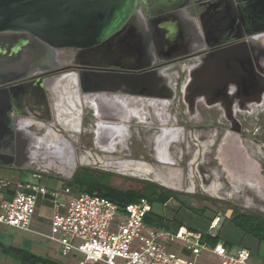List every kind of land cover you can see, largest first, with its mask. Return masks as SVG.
<instances>
[{
	"label": "flooded vegetation",
	"instance_id": "af4514ba",
	"mask_svg": "<svg viewBox=\"0 0 264 264\" xmlns=\"http://www.w3.org/2000/svg\"><path fill=\"white\" fill-rule=\"evenodd\" d=\"M240 35V34H239ZM225 46L232 47L236 51L230 66L235 67L226 73H234L236 77L230 79L223 75L221 69H216L213 73L202 70L197 66L200 57L195 56L192 59L185 60L182 57L173 59H147L132 60L131 62H111L118 66L167 68L164 77L169 76V88L173 92H165L160 88L156 93L172 96L169 100L147 98V97H127V101H134V120L128 126L131 129L132 141L134 140V163L144 164L151 170L159 174L166 182L173 187L166 186L162 182L155 181L153 176L145 178L134 176V182L140 186L142 182L153 183L162 190L173 193L186 201H192L198 198L196 195H190L184 187L187 183V166L194 164L195 159L190 161L192 155L191 142H199L196 136L198 130L202 131L207 126L216 130L218 146L215 159L219 165L218 148L221 140L229 133L240 137L244 146V141L251 140L258 143L259 149L263 154L264 160V89L256 78L251 76L247 69L246 56L242 50H249L250 60L258 76H264V46L259 39L241 38ZM38 57L35 62L36 68L50 69L43 73V79H51L62 75H71L79 77L81 74H118L124 72L117 68L89 67L84 65V58L74 49H51L38 48ZM153 61V62H152ZM135 72V71H134ZM23 72H16L1 77V80L11 79ZM236 73V74H235ZM40 73H36L35 77ZM28 78L23 83L33 85L38 83L40 78ZM72 78V77H71ZM230 80H232L230 82ZM16 82L7 83L4 87L9 88ZM195 86V94L192 96L188 89ZM123 96L116 93H96L90 98L86 97V102H94L97 110L89 107L85 109L80 134L74 130L63 132L57 129L67 141V154L60 149L57 154L61 163L67 165L69 173L74 178L80 171L105 172L114 175H123L119 169L107 168L106 164H122L133 159V152L122 156L108 157L98 154L95 162L91 157H87V151H93V136L105 128V125L119 124L112 123L110 120H123L126 115L120 111L121 100ZM36 92L32 91L29 98L25 100L21 107H17L20 116H15L16 122L31 117L37 118V112L42 119L51 118L48 124L57 125L56 109L51 95L46 93L49 111L46 112L42 102L38 99ZM92 102V103H93ZM192 103L195 105L192 107ZM91 115L100 117L102 120L91 119ZM47 123V122H46ZM192 124L197 126L193 127ZM206 125V126H205ZM58 127V126H57ZM41 137H46L47 128H35ZM193 128V129H192ZM177 129V136L168 134L167 130ZM250 129V130H249ZM173 138V139H172ZM168 140H171L168 142ZM31 142V141H30ZM198 146L197 143L194 144ZM233 145V157L239 158L236 144ZM41 152L46 153L47 147L42 144ZM62 150V151H61ZM1 153L16 155V144L8 143L2 147ZM66 154V155H65ZM189 155V159L187 157ZM264 162V161H261ZM224 171V170H223ZM228 184L234 188V182L241 180L236 175L231 177L224 171ZM260 175L264 177V169L260 167ZM232 178V179H231ZM248 184H240L239 193H245ZM222 187V192L224 188ZM254 212V211H253Z\"/></svg>",
	"mask_w": 264,
	"mask_h": 264
},
{
	"label": "water",
	"instance_id": "95a60500",
	"mask_svg": "<svg viewBox=\"0 0 264 264\" xmlns=\"http://www.w3.org/2000/svg\"><path fill=\"white\" fill-rule=\"evenodd\" d=\"M139 1L0 0V167L25 168L23 162H28L30 141L38 147L42 141L38 133L27 131L16 122L15 118L20 116L15 109L22 106L32 91L36 92L46 112L49 111L46 93L51 95L57 112V125L49 124L48 127L59 128L63 132L74 130L77 138L85 109L90 107L85 99L93 94L103 92L120 94L122 98L135 96L171 99L170 95L155 92L159 88L167 93L173 92L167 85L169 78L164 77V72L171 66L150 69L152 64L140 68L112 64L132 61L131 48L127 41L130 32L127 24L138 11ZM263 37L264 30L248 33L249 39ZM38 48L74 49L84 58V65L93 68H117L124 72L81 74L79 77L62 75L44 80L43 73L50 69L36 68ZM242 52L246 56L247 69L251 76L256 78L264 89V76L256 74L249 50L244 48ZM236 53L232 47L225 44H207L201 51L182 56V58L189 60L198 56L200 62L206 58H214L219 65L216 69H221L224 72L223 75L234 79L236 77L234 73L226 72L235 68L229 64ZM16 72L23 73L11 79L1 80V77ZM36 73L40 74L35 77ZM31 77L32 79L40 78L39 82L33 85L23 83L25 79ZM13 82L16 83L9 88L4 87L5 84ZM188 91L193 96L195 86L192 84ZM194 105L195 103H192V107ZM91 119L102 120L95 115H91ZM43 120L47 123L51 122V118ZM111 122L119 123L113 125L127 128L131 124L130 118ZM167 132L176 137L178 131L169 129ZM8 143L16 144V155L1 153L2 147ZM232 144L238 146L239 158L233 157ZM218 156L223 170L230 177L254 171L257 173V180L264 186V177L260 175V165L249 156L239 136L228 133L220 142Z\"/></svg>",
	"mask_w": 264,
	"mask_h": 264
},
{
	"label": "crops",
	"instance_id": "0c3cea01",
	"mask_svg": "<svg viewBox=\"0 0 264 264\" xmlns=\"http://www.w3.org/2000/svg\"><path fill=\"white\" fill-rule=\"evenodd\" d=\"M139 2L138 11L134 13V17L127 24L130 30L129 37H127L131 48L130 58L136 61L182 57L201 51L203 46L207 44H229L243 37L248 38L250 32L264 30V0H140ZM259 41L264 46V37ZM199 65L202 70L209 72L215 71L216 67L219 66L214 58H206L204 61L199 62L197 66ZM166 77L169 78L167 74ZM167 85L170 86L169 83ZM120 100V111L126 115V118H130L131 121L134 120V101H127L124 98ZM92 102L90 101V108L97 110V107L93 105L94 102ZM30 116L19 123L27 131L37 133L32 126L35 128L50 126L40 117V113L37 112V118L32 117V114ZM104 127L93 136V151H87V157H91L95 162H100L97 159L98 154L117 157L122 156V152L125 151V154L133 152L132 160L122 164H106V167L120 170L123 165L124 169H132V171L138 167L143 168L141 171L147 168L149 172L151 171V174L144 173L142 177L149 178L153 176L155 181L165 184L162 177L156 175L150 167L134 163V140H131L132 131L129 127L113 124ZM42 144L47 147L46 153L41 152L40 147ZM66 147H68V144L64 136L57 129L48 127L46 137H42L39 147L32 141L29 143L30 155L27 156L28 162H23L25 168L0 167V201H7L14 195L17 190L14 184L17 183L43 187L50 192L60 191L61 202H66L71 195H75L72 187L68 185L69 178H64L67 167L63 166L57 154L60 149H64L63 152L66 153ZM44 160H49L46 165H44ZM54 172L62 174V176L52 175ZM6 173H12L16 176L12 181H9V186H4ZM123 173L127 172L123 170ZM22 177H25V179L30 177L38 183H31L27 180H25V183H20ZM67 189L70 190L71 194H65ZM25 191L30 193L29 190ZM60 212L64 213L65 210L61 209ZM53 213L54 204L50 196H38L36 213L31 223L30 233L37 234L45 239L43 235L50 233ZM41 227L47 228L49 233L38 231ZM183 227L201 231L204 233V239L206 236L214 239L207 235L209 226L205 230L198 229L196 226L184 225ZM218 235H220V231ZM221 239L228 244L227 247L231 252H236L240 248H247L251 249L256 256L259 251V242L253 237L242 233L234 225L228 229L227 235ZM46 243L41 241L37 244V252L43 255L32 253L51 258L49 254L52 250L48 248L50 242L47 241ZM255 249L256 251H254ZM170 250L184 256H190L189 252L179 246H172ZM213 263H216L215 259ZM257 263H262V261Z\"/></svg>",
	"mask_w": 264,
	"mask_h": 264
},
{
	"label": "built area",
	"instance_id": "2783aa9c",
	"mask_svg": "<svg viewBox=\"0 0 264 264\" xmlns=\"http://www.w3.org/2000/svg\"><path fill=\"white\" fill-rule=\"evenodd\" d=\"M4 183L10 185L8 181ZM14 185V195L0 201V225L31 232L38 196H50L54 213L50 234L43 237L59 245L63 257L81 256L79 264H198L196 260L205 251L216 260L213 264H264L255 262L250 249L231 252L223 240L211 246L201 231L181 227L173 232L147 225L145 219L153 212L147 199L120 209L99 195H71L61 202L60 191L50 192L31 184ZM66 194H71L70 190ZM61 209L65 212L61 213ZM223 222L220 216L212 219L207 235L216 238ZM172 246L183 248L190 256L171 251Z\"/></svg>",
	"mask_w": 264,
	"mask_h": 264
},
{
	"label": "rangeland",
	"instance_id": "374dc122",
	"mask_svg": "<svg viewBox=\"0 0 264 264\" xmlns=\"http://www.w3.org/2000/svg\"><path fill=\"white\" fill-rule=\"evenodd\" d=\"M192 126L195 127L197 125L192 124ZM215 133H217L215 129L211 127L207 128L206 126L204 130H198L195 133L196 136L199 138V142H191L192 155H190V159L188 157L189 155H187V157L190 161H193L195 159V162L194 164H191L190 166L186 167L188 180L184 187V190H187V193L190 195L194 194L198 196V198L190 201L191 204H188L190 209L188 207H181L175 200H172L167 202L163 207L160 205H154L153 211L156 214H160L166 217L169 222L176 221L183 225L196 226L198 229L201 230L207 229V227L209 226V222L214 217H223L224 222L220 229V236L221 238H223L227 235L228 229L231 228V226L233 225L230 222V218L233 213L232 209H230L232 207L230 206H237L245 210L258 212L264 215V200H260L257 194L250 189H247L245 193L235 194L233 197L228 193L233 188L228 184L222 167L215 159L216 150L218 146L216 136L214 135ZM195 143H197L198 146H195ZM244 146L249 156L252 159L256 160L257 163H259L260 167L264 169V162H261L264 161L262 159L263 154L259 149L258 143L253 142L249 139L244 141ZM47 161L49 160H44V165L47 164ZM63 166L67 167V165L65 164H63ZM122 166L120 167V171L123 172L124 168ZM66 170L67 173H64V178H69L68 180L71 181L73 177L68 172V168H66ZM125 172L129 174H123L121 176L115 175L112 180V185L121 189H132L138 187L137 184L134 182L135 174L131 171ZM52 175L62 176V174H58L55 172L52 173ZM156 175L161 177L159 174ZM4 177L8 182L16 178V176L12 173H6ZM25 180L30 181L31 183H38L30 177L29 179H25V177H22L20 183H25ZM162 180L163 182L165 181L163 178ZM220 186H223L225 190L223 193H221L222 191H219V189L221 188ZM240 196L244 197L241 198ZM191 208L194 210H202L206 208L205 215L202 216L195 214ZM171 228L174 229V226H171ZM38 231L46 234L49 233V230L47 228L42 227L39 228ZM0 241H2L7 246L22 248L33 253H38L37 244L39 242H47L45 239L41 238L37 234L19 231L14 228L2 225H0ZM48 248H51L52 250L49 256L53 260H56L62 264H79V261L82 259L81 256H77L76 258L63 257L60 252V246L55 243H49ZM254 251H256V249ZM38 255L43 254L38 253ZM263 259L264 244L259 247L258 254L254 257V260H256L257 262L262 261ZM213 260L214 257L210 254V252L205 251L202 253L201 257L198 258L196 261L198 264H212ZM0 264L20 263L14 259L8 258L0 254Z\"/></svg>",
	"mask_w": 264,
	"mask_h": 264
},
{
	"label": "trees",
	"instance_id": "16d2710c",
	"mask_svg": "<svg viewBox=\"0 0 264 264\" xmlns=\"http://www.w3.org/2000/svg\"><path fill=\"white\" fill-rule=\"evenodd\" d=\"M113 177H115V175L111 173L80 171L70 182H68V185L72 187L75 195L83 193L99 195L109 199L118 205L120 209H123L128 204L136 203L141 199H147L152 206L160 205L163 207L167 202L172 200H175L181 207L189 208L188 204H191L190 201H186L181 197L175 196L171 192L162 190L153 183L142 182L140 183V186L132 189L117 188L112 185ZM230 207H232L230 209L233 211L230 222L242 233L257 240L260 246L264 244V215L237 206ZM192 211L195 214L203 216L205 215L206 208L202 210L192 209ZM145 223L150 226L163 228L173 232H176L179 228L184 226L176 221L169 222L166 217L156 214L155 212H152L145 219ZM166 223L174 226V229ZM204 240H207L211 246H214L222 239L221 236L218 235L214 239H210L206 236ZM225 244L228 246L227 243ZM0 254L16 260L20 264H62L51 258L38 256L22 248L7 246L2 241H0ZM262 262H264V259Z\"/></svg>",
	"mask_w": 264,
	"mask_h": 264
},
{
	"label": "bare ground",
	"instance_id": "6f19581e",
	"mask_svg": "<svg viewBox=\"0 0 264 264\" xmlns=\"http://www.w3.org/2000/svg\"><path fill=\"white\" fill-rule=\"evenodd\" d=\"M125 165V164H124ZM143 169V168H142ZM142 169H140L139 167L138 168H135V169H133V171H132V169H127V168H125V169H123L124 171H131V172H133L135 175L134 176H138V175H143L144 173H150L148 170L149 169H147V168H145L144 169V171H141ZM123 173V172H122ZM123 174H129V173H123ZM151 174V173H150ZM244 174V175H243ZM241 173L240 175L241 176H238L241 180H239V181H237V182H234L233 180H232V183L234 184V186H236V187H234L233 189H231L228 193L230 194V195H232V197L235 195V194H238L239 193V191H242V190H239L240 188L239 187H241L240 186V184H248L247 186H248V188L250 189V190H252L253 192H255L256 194H257V196L260 198V200H264V186L262 185V183L261 182H259L257 179V173H254V171L253 172H246V173ZM133 175V174H132ZM155 175V174H154ZM232 179V178H231ZM166 181V180H165ZM164 181V182H165ZM165 185L166 186H170V187H173L172 185H170V184H168L167 182H165ZM221 187V186H220ZM222 188V187H221ZM219 189V191H222V189ZM213 190H214V188H213ZM221 193H223V192H221ZM241 198H243L244 196H240ZM245 205V204H244Z\"/></svg>",
	"mask_w": 264,
	"mask_h": 264
}]
</instances>
